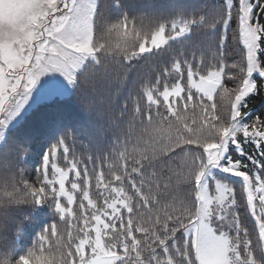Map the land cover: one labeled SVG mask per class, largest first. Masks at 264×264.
Instances as JSON below:
<instances>
[{
    "label": "snow or ice",
    "instance_id": "6c2138e0",
    "mask_svg": "<svg viewBox=\"0 0 264 264\" xmlns=\"http://www.w3.org/2000/svg\"><path fill=\"white\" fill-rule=\"evenodd\" d=\"M125 7L112 0V22L101 0H0V152L27 163L37 136L42 148L34 182L21 169L0 184V264H264V112L248 105L264 93V0L148 17L151 27ZM194 32L209 55L173 51ZM164 53L170 63L130 94L131 110L110 114L115 127L128 123L111 151L77 158L80 127L59 102L84 100L107 63ZM50 102L58 111L39 132L17 135ZM46 208L66 227L44 224L25 250Z\"/></svg>",
    "mask_w": 264,
    "mask_h": 264
},
{
    "label": "trees",
    "instance_id": "16d2710c",
    "mask_svg": "<svg viewBox=\"0 0 264 264\" xmlns=\"http://www.w3.org/2000/svg\"><path fill=\"white\" fill-rule=\"evenodd\" d=\"M101 2L109 6L111 21L115 22L116 18L119 16V12L112 9V0H101ZM221 2L222 0H123V3L126 5L124 10L138 18H145L144 25L146 27H151L153 23L148 17H155L161 14L170 16L180 11L187 13L189 16L196 13L202 14L210 11ZM139 22L138 20L137 23ZM233 31H236L238 35V26L236 24L233 25V29L229 30L230 45H232ZM207 43V38L204 36L203 32H194L191 39L185 41L183 45H174L173 51H177L181 48L189 52L195 50L197 54H199L200 51H204L207 56L209 55ZM232 47L238 52L241 46L232 45ZM171 54L172 53H164L160 57L154 56L148 60L139 59L134 61L131 66H128L126 63H107L104 67L96 69L91 73L89 82L95 90L84 100H80L76 96H73L59 102L60 105L70 106L77 124L80 127V134H78L75 143L77 158L87 159L89 155H96L99 152L107 154L111 151V144L115 140V134L126 129L128 123L125 121L121 123L119 127H115V122L109 118L110 114L125 102H128L129 109L131 110L132 101L129 98L130 94L132 97H135L137 93H142L144 85L152 84L155 75L158 74L159 68L162 67L165 62L170 63ZM229 55H231V53H229ZM141 103H143V101ZM248 105L249 108L254 110L256 115L264 112V93L251 96L248 100ZM56 111H58L57 106L51 102L41 105L37 109L29 110L25 114L21 124L17 126L20 129L17 135L22 134L25 130L39 132L45 118L51 116V114ZM116 115H119L118 111H116ZM138 131L139 130H137V134ZM41 151L42 148L39 143V136H37L36 142L32 144L28 152L27 163L18 160L15 152H0V184L5 180H11L13 178L19 180V171L21 169H26L25 178L30 182H34L35 176L38 174L35 169L38 168L41 162L36 161V163L35 157L38 159ZM246 151L252 154L253 149L251 146H246ZM31 156H34L33 162H30L29 157ZM59 162L61 166H64L62 158ZM179 163V160L176 161L177 165H179ZM97 164L99 165L100 161H97ZM102 166L107 175V163ZM89 168H92L91 164ZM92 192L95 197L94 186ZM77 197L79 202V194H77ZM241 199L242 192L239 186H237L238 203L241 202ZM62 203L66 202L62 201ZM241 211L243 213V209H241ZM17 215L19 216V214ZM39 215L40 220H42L44 216L50 217L51 219L48 224L57 223L61 227H66V225L60 221L59 217L54 214V210L46 208ZM42 226L43 224H39V222L29 226L28 232L30 235L23 242L25 250L32 246ZM9 235L14 236L15 230L13 229L10 231Z\"/></svg>",
    "mask_w": 264,
    "mask_h": 264
},
{
    "label": "rangeland",
    "instance_id": "374dc122",
    "mask_svg": "<svg viewBox=\"0 0 264 264\" xmlns=\"http://www.w3.org/2000/svg\"><path fill=\"white\" fill-rule=\"evenodd\" d=\"M125 11V10H124ZM178 50H180V49H178ZM177 50V51H178ZM230 87L232 86V85H229ZM244 203H246V197H244ZM50 217H46V216H44L43 217V219H42V222H41V224H48V222L50 221Z\"/></svg>",
    "mask_w": 264,
    "mask_h": 264
}]
</instances>
